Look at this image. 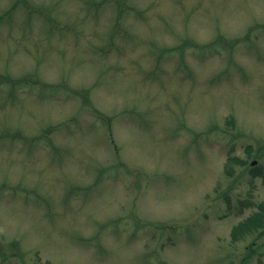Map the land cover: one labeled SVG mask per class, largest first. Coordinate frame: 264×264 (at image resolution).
Instances as JSON below:
<instances>
[{
	"label": "rangeland",
	"instance_id": "374dc122",
	"mask_svg": "<svg viewBox=\"0 0 264 264\" xmlns=\"http://www.w3.org/2000/svg\"><path fill=\"white\" fill-rule=\"evenodd\" d=\"M260 201L264 0H0V264H239Z\"/></svg>",
	"mask_w": 264,
	"mask_h": 264
},
{
	"label": "trees",
	"instance_id": "16d2710c",
	"mask_svg": "<svg viewBox=\"0 0 264 264\" xmlns=\"http://www.w3.org/2000/svg\"><path fill=\"white\" fill-rule=\"evenodd\" d=\"M82 96L86 97L85 95L81 94ZM229 159H234L237 161V157L232 156ZM226 172L229 173V169H226ZM262 217L263 215L261 214L260 216L258 214H256L253 218H249L248 220H246L245 222L239 223L238 226L234 227L232 230V238L235 239L236 235L238 233V228H240V232H244V231H249L252 228H257L262 226ZM257 224V226H256ZM231 264V263H229Z\"/></svg>",
	"mask_w": 264,
	"mask_h": 264
},
{
	"label": "water",
	"instance_id": "95a60500",
	"mask_svg": "<svg viewBox=\"0 0 264 264\" xmlns=\"http://www.w3.org/2000/svg\"><path fill=\"white\" fill-rule=\"evenodd\" d=\"M256 161L255 160H253L252 162H251V164H254Z\"/></svg>",
	"mask_w": 264,
	"mask_h": 264
}]
</instances>
